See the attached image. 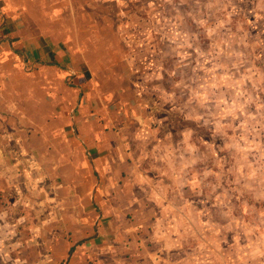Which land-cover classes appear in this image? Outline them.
I'll list each match as a JSON object with an SVG mask.
<instances>
[{
    "label": "crops",
    "instance_id": "1",
    "mask_svg": "<svg viewBox=\"0 0 264 264\" xmlns=\"http://www.w3.org/2000/svg\"><path fill=\"white\" fill-rule=\"evenodd\" d=\"M52 2L0 0V264H179L120 28Z\"/></svg>",
    "mask_w": 264,
    "mask_h": 264
},
{
    "label": "rangeland",
    "instance_id": "2",
    "mask_svg": "<svg viewBox=\"0 0 264 264\" xmlns=\"http://www.w3.org/2000/svg\"><path fill=\"white\" fill-rule=\"evenodd\" d=\"M52 1L120 28L159 144L137 172L169 190L152 196L154 218L169 222L179 264H264V0Z\"/></svg>",
    "mask_w": 264,
    "mask_h": 264
}]
</instances>
